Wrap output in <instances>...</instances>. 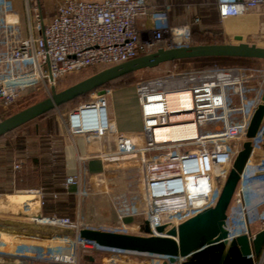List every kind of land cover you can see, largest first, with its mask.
Here are the masks:
<instances>
[{
  "label": "built area",
  "instance_id": "2783aa9c",
  "mask_svg": "<svg viewBox=\"0 0 264 264\" xmlns=\"http://www.w3.org/2000/svg\"><path fill=\"white\" fill-rule=\"evenodd\" d=\"M22 1L28 21L27 35L14 1L0 0V113L7 112L30 90L49 94L51 85L56 87L55 80L64 75L94 65L118 64L161 47L191 44L192 23L198 22V17H193L174 29L169 26L164 9L156 10L147 0H59L46 16L41 0ZM215 4L220 20L253 8L264 9V0H215ZM183 7L189 9L190 5ZM151 16L153 27L140 32L137 21ZM251 80L250 68L218 67L140 82L136 94L141 133L117 132L109 112L107 90L102 94L88 93L84 101L68 111L64 124L69 132L115 134V150L109 156L114 161L138 162L139 185L146 205L144 218L156 233V226L170 223L163 220L165 216L174 217L176 225L214 204L232 161L246 140L250 118L261 102L264 83L258 92L248 95L247 83ZM169 90H186L190 108L171 112L166 99ZM185 112L191 114L187 122L195 124L197 137L179 141L155 138L154 129L171 124V114ZM217 121L222 122L221 128L201 132L204 124ZM251 142L250 157L227 209L228 241L246 235L251 242L264 229V213L258 227L252 228L249 206V197L258 187L259 177L264 175H259L264 171V118ZM190 147L194 150H183ZM21 163L20 159L15 160L13 169H18ZM78 181L76 175L66 176L62 188L67 191ZM59 195L56 191L47 193L42 187L15 188L0 192V205L39 209L47 196L56 200ZM123 216L121 213L119 218ZM33 220L73 229L75 236L43 237L0 229V260L10 255L23 256L26 251L22 248L38 240L48 243L67 240L69 248L63 260L67 264H83L78 260V251L100 247L79 239V225L69 216L51 213L34 216ZM251 256L253 264H264V243L259 254ZM165 263L176 264L167 260Z\"/></svg>",
  "mask_w": 264,
  "mask_h": 264
},
{
  "label": "crops",
  "instance_id": "0c3cea01",
  "mask_svg": "<svg viewBox=\"0 0 264 264\" xmlns=\"http://www.w3.org/2000/svg\"><path fill=\"white\" fill-rule=\"evenodd\" d=\"M13 1L19 10L21 5L24 7L22 0ZM147 1L156 10L164 9L167 22L174 29L192 21L193 17H198V22L192 23V27L220 31L224 43H234L233 37L241 35L245 42L264 46V9L260 7L220 20L215 0ZM183 5H190V8L186 9ZM153 24L154 19L151 16L138 20L136 27L140 32H147ZM106 90L109 93V112L117 132H139L142 129V121L134 83ZM167 101L172 111L188 110L191 104L188 92L170 94ZM181 107L184 109H180ZM189 116L180 115L176 119L182 121L184 118H190ZM160 130L162 135H169L178 140L194 134V126L191 123L176 124ZM5 139H8L9 145L5 143ZM17 139L22 142L18 143ZM114 150V133L94 135L69 132L60 119L50 118L48 115L31 120L6 134L0 139V192L21 187H42L47 193L56 191L60 195L56 200L47 196L45 204L39 209L0 205V220L15 223L10 224L15 232L28 233L17 223H36L34 216L57 213L69 216L78 223L79 228L136 233L132 230L138 228L139 223L134 220L144 216L146 205L143 196L142 200L137 201L134 194L139 190L137 187H140L139 170H127L126 166L138 162L131 161L123 166L122 163L128 162L127 160L114 161L109 156ZM17 159L22 163L18 169H13V162ZM117 165H120L117 167L120 169H116ZM111 171L116 172L115 176H111L116 178V181L109 185L108 174ZM123 174L128 175V180L124 183L121 182ZM69 175L78 176L79 181L77 185H71L64 191L62 182ZM130 179L132 180L129 181ZM127 181L130 182L129 185ZM139 191L142 192V189ZM119 192H124L123 202L114 198L120 195ZM127 199L130 200L128 205L125 203ZM126 208L129 210L125 211ZM121 213L124 214L123 218H119ZM163 220H166V216ZM67 231V236H75L73 229L67 228ZM59 242L69 248L67 240ZM43 243L42 240L35 244L32 242L23 248L26 251L23 256H5L0 260V264H67L63 260L47 258L41 249L45 244ZM47 244L53 245L54 248L56 242ZM147 255L151 254L99 247L79 250L78 260L83 264H137L135 258ZM161 264H166L165 260Z\"/></svg>",
  "mask_w": 264,
  "mask_h": 264
},
{
  "label": "water",
  "instance_id": "95a60500",
  "mask_svg": "<svg viewBox=\"0 0 264 264\" xmlns=\"http://www.w3.org/2000/svg\"><path fill=\"white\" fill-rule=\"evenodd\" d=\"M234 43L188 44L158 48L124 62L107 66L77 82L57 90L54 85L43 99L0 119V136L58 109L75 98L102 87L111 80L144 69H152L163 63L175 60L230 56L257 58L264 60V46L243 41L241 35L233 37ZM105 89L98 90L102 94ZM264 118V90L261 102L256 106L246 130V140L235 155L232 165L221 186L217 199L197 214L177 223L156 226L154 233L147 220L139 224L140 233L101 230L97 228H79L77 236L84 241L93 242L100 247H107L132 252L164 256L167 261L176 264H253L251 253L257 256L264 243V229L259 230L251 242L246 235H239L227 240V209L236 189L240 175L250 157L253 138ZM264 171L259 172V175ZM8 220H0V229L13 231ZM15 224V223H13ZM28 233L48 237L68 235L67 228L39 223H17Z\"/></svg>",
  "mask_w": 264,
  "mask_h": 264
},
{
  "label": "rangeland",
  "instance_id": "374dc122",
  "mask_svg": "<svg viewBox=\"0 0 264 264\" xmlns=\"http://www.w3.org/2000/svg\"><path fill=\"white\" fill-rule=\"evenodd\" d=\"M58 1L59 0H41L43 14L45 16L50 15L52 13V11L54 10V6H55L56 2H58ZM20 8H21L20 13H21V20H22V29H23V32L25 33V35H27L28 21H27L26 10L22 5L20 6ZM253 65H255V67H247V66H243V65H227V66H225V67H246V68H250L252 70V80L247 83V87L249 90L248 95H250L254 91L258 92L259 89L261 88L262 83H264V61H262V60L254 61ZM102 67H103L102 65H94V66H90L88 68L82 69L78 72L64 75V76L55 80L56 89L61 90L65 87L77 82L78 80L94 73L95 71L100 70ZM193 70H196V66H195V64H193L191 62L183 63V64L171 63V62L170 63H163V64L159 65L158 67H155L152 69H145V70H141V71L136 72V74H135L136 79H135L134 85L136 87V85L139 84L140 82H145V81L155 80V79H164V78L168 79L171 76L176 77V75H178L180 73L189 72V71H193ZM38 87H40V85H38ZM47 95H48V93H46L42 90L34 89V90L28 91L26 94H24L20 98V100L16 104H14L10 109H8L7 112L0 113V119H2L3 116H5L6 114H8L12 111H18V109H20V107L28 104L29 102H33V101H37L41 98H45ZM86 98H87V95L84 98H79L77 101L71 102V103L66 104L62 107H59L58 109L53 110V111L49 112L48 114H46L45 116L48 115V116H50V118L60 119V121L64 124L69 109L74 107V105L77 104V102L84 101ZM231 103H232V105L235 104V101L233 98H232ZM51 124L49 126H51ZM221 126H222V122H220V121L211 122V123L204 124L200 130H201V132L215 131V130L221 128ZM138 133H141V130ZM5 140H6L5 143L7 145H9L7 143L8 139H5ZM17 142L20 143L22 141L17 139ZM17 145L19 146V144H17ZM9 148H10V146H9ZM183 150L184 151L194 150V148H192V147L184 148ZM4 151H6V150H4ZM127 161L128 162H123L122 165L126 166V165H128L127 163L131 162L132 160L131 161L127 160ZM126 169L127 170H129V169L130 170H136L137 165L136 164L128 165V167L126 166ZM127 176H125V177L128 180ZM131 180L132 179H130L129 181H131ZM129 181H127L128 184H130ZM258 182H259L258 187L253 189V192L251 193V195L249 197V206L251 207L250 214H251V220L253 221L252 225H251L252 228L258 227V225L261 222V217L264 213V175L259 177ZM137 188H139V190H141L140 187H137ZM139 190L137 193H134L137 197V201L142 200V192ZM123 193L120 194V192H119L120 195L114 197L116 199V201L123 202L125 200L124 199L125 195ZM138 197H140L141 199ZM129 202H130V200L127 199L125 203L128 205ZM17 207H19V206H17ZM128 210L129 209L126 208L125 211H128ZM144 220H145L144 216L141 215V216L135 218L134 221L141 224ZM173 220H174V217L169 216L166 218L165 221H170L169 224H172V223H174ZM132 232L140 233L138 228H135L134 230H132ZM163 260H165V262H166L167 259L163 258V256H159V255H147V256H142V257L134 259V261L137 264H161L163 262Z\"/></svg>",
  "mask_w": 264,
  "mask_h": 264
},
{
  "label": "trees",
  "instance_id": "16d2710c",
  "mask_svg": "<svg viewBox=\"0 0 264 264\" xmlns=\"http://www.w3.org/2000/svg\"><path fill=\"white\" fill-rule=\"evenodd\" d=\"M222 38L223 37H222V34L220 31L209 30L207 28L200 29L196 26L191 28V43L192 44H220V43H224ZM259 60H262V59L244 58V57H230V56H213V57H199V58L181 59V60L172 61L171 63L183 64V63L191 62V63L195 64L196 70H201V69H213V68H218V67H225L227 65H243V66H247V67H255V65H253V62L259 61ZM262 61H264V60H262ZM102 66L103 67L101 69L107 67V65H102ZM95 72H97V71H95ZM135 74H136V72L130 73V74L123 76V77H120V78H116V79L111 80L108 83L104 84L102 87L94 89L90 92H97L98 90H101V89L106 90V89H111L114 87L131 85V84L135 83V79H136ZM87 94H83V95L75 98L74 100L70 101L69 103L77 101L79 98H84V97H86ZM41 99H43V98H41ZM41 99H39V100H41ZM39 100H37V101H39ZM37 101L29 102L28 104L20 107V109H18V111L29 106V105H31V104H33V103H35V102H37ZM69 103H66V104H69ZM66 104H62L59 107H62ZM51 111H53V110H51ZM51 111H49V112H51ZM15 112H17V111H12V112L6 114L5 116H3V118H5V117H7V116H9ZM49 112L43 114L42 116H45ZM42 116H39L38 118H40ZM5 135L0 136V139H2Z\"/></svg>",
  "mask_w": 264,
  "mask_h": 264
},
{
  "label": "bare ground",
  "instance_id": "6f19581e",
  "mask_svg": "<svg viewBox=\"0 0 264 264\" xmlns=\"http://www.w3.org/2000/svg\"><path fill=\"white\" fill-rule=\"evenodd\" d=\"M179 92H187V91L186 90H171V91L169 90L167 92V94H166V99H167V96L168 95L173 94V93H179ZM171 112H178V111H171ZM180 115H191V114L189 112H185V113H173V114H171L170 115V118L172 120L171 124H168V125H165V126H159V127H156L154 129V135H155V138L158 141H179L180 139L178 140V139L171 138V137H169V135H162L160 128H164V127H168V126H172V125H176V124H183V123H187V124L188 123H191L194 126V134L192 136L190 135L189 137L184 138V139H181V140L192 139V138H195V137L198 136L197 135V131H196L197 129H196L195 124L193 122H187V121L190 120L189 118H184L182 120V121H186V122H182L181 120L176 119ZM117 167H120V165H117L116 166V169H120V168H117ZM119 172H121V170H119ZM113 175L115 176L116 175V172H112L111 171L108 174L109 185H112L116 181V178H112L111 177ZM121 180H122L121 181L122 183H124V181L126 180V177L124 176V174H123V177H122ZM15 199H19V198L16 197ZM8 207H11V205L9 204ZM44 243H43L44 245H42V248L41 249H42V252L47 256V258H49V259H57V260H64L66 258L67 252H68V248H65L62 245V242L56 241V245H54L55 246L54 248H53V245L51 246L50 244H47V242H44Z\"/></svg>",
  "mask_w": 264,
  "mask_h": 264
}]
</instances>
